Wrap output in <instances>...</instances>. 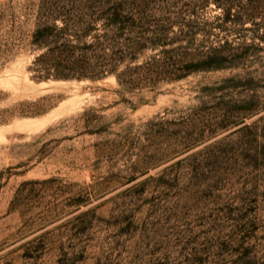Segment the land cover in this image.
Instances as JSON below:
<instances>
[{
	"label": "rangeland",
	"instance_id": "374dc122",
	"mask_svg": "<svg viewBox=\"0 0 264 264\" xmlns=\"http://www.w3.org/2000/svg\"><path fill=\"white\" fill-rule=\"evenodd\" d=\"M156 6L201 31L194 49L250 56L153 91L38 83L49 1L0 0V264H264V29Z\"/></svg>",
	"mask_w": 264,
	"mask_h": 264
},
{
	"label": "trees",
	"instance_id": "16d2710c",
	"mask_svg": "<svg viewBox=\"0 0 264 264\" xmlns=\"http://www.w3.org/2000/svg\"><path fill=\"white\" fill-rule=\"evenodd\" d=\"M47 1L50 17L36 26L29 42L38 52L30 67L31 79L38 83L114 78L128 92L153 91L197 73L238 68L250 56L234 53L228 44L194 49L201 31L190 22L161 25L158 0ZM65 1L73 3L69 10L60 6ZM210 3L220 10V28L251 23L257 32L264 29V0H202L203 7ZM258 39L261 50L264 34ZM227 82L240 80L230 77Z\"/></svg>",
	"mask_w": 264,
	"mask_h": 264
}]
</instances>
